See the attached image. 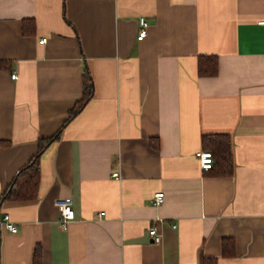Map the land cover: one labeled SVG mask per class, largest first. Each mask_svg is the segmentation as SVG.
I'll return each instance as SVG.
<instances>
[{"label":"crops","instance_id":"0c3cea01","mask_svg":"<svg viewBox=\"0 0 264 264\" xmlns=\"http://www.w3.org/2000/svg\"><path fill=\"white\" fill-rule=\"evenodd\" d=\"M262 20L264 0H0V197L59 133L37 196L0 203V264H264ZM204 135L230 137V175L201 170Z\"/></svg>","mask_w":264,"mask_h":264},{"label":"trees","instance_id":"16d2710c","mask_svg":"<svg viewBox=\"0 0 264 264\" xmlns=\"http://www.w3.org/2000/svg\"><path fill=\"white\" fill-rule=\"evenodd\" d=\"M218 61L215 56H200L198 58V75L202 77H210L217 74ZM93 96V83L88 69L85 67L83 72V95L80 100L76 102L75 107L70 110L67 122L72 119L84 107V105ZM58 134L51 138L41 140L39 143L38 152L23 167L8 190L1 195L0 203L5 200L25 201L34 199L38 193L40 181V165L39 158L45 148L54 140L58 138ZM202 145L206 150L213 154V166L210 172L214 169V162L216 161L222 173L230 175L233 171L231 140L228 135H204L202 137ZM216 158V159H215ZM224 255H231V250L223 249ZM39 260L38 252H36V263ZM216 258H202L201 264H217Z\"/></svg>","mask_w":264,"mask_h":264},{"label":"built area","instance_id":"2783aa9c","mask_svg":"<svg viewBox=\"0 0 264 264\" xmlns=\"http://www.w3.org/2000/svg\"><path fill=\"white\" fill-rule=\"evenodd\" d=\"M139 27L136 39L138 41L143 40L147 35V29L149 27L148 21L144 17L139 18ZM260 25L264 27V20L259 21ZM46 42V38H43L39 41L40 44ZM16 75L13 74L11 76L12 79H16ZM196 157L198 158L200 168L202 171H208L213 166V154L209 150H201L196 153ZM113 177H118V173H112ZM165 199V195L163 192H156L153 195V203L155 206H160L163 204ZM56 207L59 212V225L61 229L66 230L68 228V224L74 220L75 218V209L70 200L63 199L56 202ZM101 216V215H100ZM0 228H5L10 233H16L18 231L17 226L13 223L8 215H3L0 217ZM148 235L152 238L154 243L161 242V235L158 233L157 229L152 226L148 230Z\"/></svg>","mask_w":264,"mask_h":264}]
</instances>
